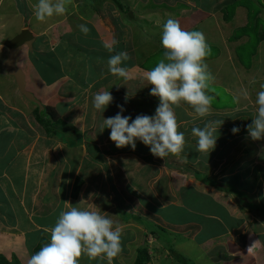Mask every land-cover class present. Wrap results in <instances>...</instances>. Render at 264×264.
I'll use <instances>...</instances> for the list:
<instances>
[{
  "label": "crops",
  "instance_id": "1",
  "mask_svg": "<svg viewBox=\"0 0 264 264\" xmlns=\"http://www.w3.org/2000/svg\"><path fill=\"white\" fill-rule=\"evenodd\" d=\"M77 1L79 3L81 0ZM212 1L148 0L145 3H140V5L145 11H149L146 9L149 8L151 12H157L158 15H163L161 12H168L172 16L175 14V19L187 31L192 30L193 26L202 22L207 24L213 22L212 26L209 24L211 31L202 32L206 37L207 44L213 43L212 37L215 36L216 43H220L225 50V53H223L226 57L225 65L227 66V63H229L233 69L236 67L234 73L239 74L237 71L242 69L248 75L249 71L241 66L238 57L234 54V49H232L234 46L231 42L232 33L230 32V35L225 39L222 37L224 32H222L220 25L222 17L220 13L223 7H220L223 4H220L219 0L217 2ZM234 1L243 2V0H232L230 2ZM241 8L245 9L244 22L248 24L247 8L240 4L234 7L237 11ZM81 10L82 8H78L77 13L73 16L74 20L81 16L79 14ZM193 12H196L195 15H193ZM158 15L155 18L157 23L161 22ZM188 15L193 18V22L184 26L186 24L185 18ZM236 17L237 12L234 18ZM142 18L146 20L144 13ZM105 20L106 18L103 17L102 22L104 24H106ZM71 24H78V26L85 24L89 28V33L84 35L80 32L78 26L71 27L67 24H57L55 21L53 24H42L41 27H35L31 24L32 30L22 27L19 29V31L28 30L32 34L34 38L32 52L42 49V46L47 44L45 40H51V44L54 45L57 40L66 38L67 43L74 46L69 54L64 55L63 52L59 51L56 54L57 58L56 56L53 58V62H60V69L56 73L58 76L57 81H55L54 72L51 80L40 78L43 85L47 82L52 85L51 87L54 86L57 91L55 97L58 102L54 104V110L62 117L65 113L68 114L71 111L78 110L79 107L92 108L94 94L108 90L114 98L110 104L114 110V114L112 113L114 116L119 112L117 105H121L125 109L122 115L130 116L132 119H135L137 115L151 116L149 109L154 110L155 113L159 101H155L156 106L153 105L152 98H150L152 96L149 94L152 86L148 85L144 79V73L151 69L145 66L147 60L162 48L161 36L160 38L159 36H154V38H148L147 36V45L143 51L140 48L137 49V43H134L135 52L127 46L130 51L127 48L123 49L124 47L118 49V52L126 51L131 57L122 66L135 75L129 81L131 82V89L127 91L128 88L125 86L122 91V85L128 82L110 74L108 69H102L106 63L101 60L96 61L94 64L93 71L95 74L91 72L93 78L89 76L90 72L86 70V67H80L76 73H66L64 71L66 67L60 60L62 57H69L70 60H78L87 66V62L93 63L92 61H94L93 55L91 53L87 55V51L99 52V48L108 50L113 39L117 40L119 45H122L128 36L121 33L120 30H114L113 32L110 30V27H113L111 24H106V27H104L100 21L95 25L88 20L73 21ZM230 24L232 23L230 22ZM244 25L241 24L237 27H243ZM25 26L27 27L28 24ZM60 26L63 27L60 29ZM138 28L140 31L141 26ZM43 32L45 39H41L39 48H34L37 37H41L40 35ZM261 32L260 28L258 34H261ZM211 33L214 35L209 37ZM85 36H88L89 39ZM54 37H57L55 43ZM241 37V39L235 40H248L245 35ZM84 39L88 40L89 49L84 48L79 42V40ZM90 39L95 42L92 44ZM260 41L264 42V37ZM31 50L29 51L31 52ZM43 52L44 50H41L40 53H37L39 60ZM109 54L111 56L115 52H109ZM0 57V257L7 262L27 264L30 256L34 254V248L41 239L50 242L49 229L54 227L59 213L62 210H67L68 205L66 202H68L78 207H86L88 203L95 204L122 227L123 250L119 257L113 261V264H133L137 249L144 244L148 248L150 256L148 264H156L158 261L159 264L178 263L171 255L169 256L172 261L170 258L156 257V250L159 247L167 246V243L159 240L155 241L153 236L147 235V231L141 223L143 221H151L153 225L163 228L166 234L171 235L172 239L169 244L176 245L175 250L172 248L176 253L180 252L179 245L185 247L183 249L185 252H188L186 245L191 246L189 247L191 249H195L197 251L195 256H199L198 259L201 260L197 264H264V139L252 140L247 130V126L252 123V119L256 115V93L260 91L259 83L261 78L264 77V72L252 75V78L255 77L258 81L252 79L246 85V81L239 79L237 85L229 89L236 100L233 109L229 111L219 110L220 112L217 113L216 109L212 108V115H217L216 120H223L224 122L218 129L216 146L208 157L199 156V152H194V149L197 150V138L192 135V128L203 127L207 121L215 120V118H210V116L199 118L186 104L175 109L180 124L179 131L184 133L187 141L185 151L182 154L186 159H179V163L175 159L176 157L171 155L168 157L169 163H172L171 158H174L177 162L174 165L175 167L166 168V175L163 178L165 179L164 184H168L165 185L167 191L163 195L164 200L159 203L156 192L153 193L152 191L155 188L162 187L157 186L156 181L152 182L154 178L152 180L150 178L146 179L144 184L148 186L151 193L138 194L141 203V207H139L135 200L129 199V201H126V197L121 196L120 192H116L114 195L110 193L112 200L107 185L105 187L108 189L104 191L102 188L100 189L101 185L98 186L99 184L96 185L92 181L88 183L82 180L89 172H84L85 175L83 176L81 167L78 165L80 158L78 160L74 156L76 150L82 145L69 148L62 143L57 135H46L43 129L39 133L35 121H29V103L20 98L22 96L19 94L13 78L5 72L4 59L7 56L3 47H0ZM227 57L229 58L227 59ZM101 59L105 60L106 58ZM71 62L73 63L72 60ZM70 64L67 66L68 68L71 67ZM223 71L231 77L230 70L224 69ZM24 76L26 81V73H24ZM248 77L250 76L248 75ZM216 78L220 79L221 85L227 87V82L222 74ZM141 85L146 87L143 88ZM242 90L249 93L250 98L247 101L239 98ZM79 98H83V102ZM36 99L38 98L36 97ZM234 113H236L235 116H233ZM112 114H109V117H114ZM89 117L90 119L83 118L82 122L84 121L83 124L87 123L84 127H87V132L91 134V131L95 128L94 126L101 127L103 119H106V111H104L103 119H99L97 111L96 113L92 111ZM75 119L77 120L73 123L76 126L81 125V120ZM129 122L131 123V120ZM76 126L70 127L77 132L83 129L82 127L76 128ZM100 127H97V129L100 130ZM233 127H238L240 131L233 134L231 131ZM102 134V139L99 138L96 141L92 137L93 146L103 162L102 165L105 164L110 167L109 159L115 160L118 164L121 158H124L123 160L126 162L122 161L123 165L120 168L124 172L126 171V174L136 164H151L155 171L158 160L155 159L156 157L153 158L148 146L137 140L135 150H132L130 146L118 149L114 142L109 139L110 129L107 131L104 129ZM83 146L85 148V145ZM71 150L72 154L70 152L69 154L68 151ZM85 150L88 156L87 149L85 148ZM88 157H86L84 163H87ZM165 161L166 159L163 160V162ZM141 170L139 169L134 173ZM126 178L132 188L139 190L135 186L139 183L132 178V175H126ZM102 179L104 178L102 177ZM159 181H157V184H160ZM78 182L79 187L75 191L74 187ZM182 190H189L192 193V200H182ZM82 199L86 201L77 205ZM120 201H122V207H118ZM130 201L132 202L131 205ZM114 205L117 208H114ZM158 205L162 208V213L158 219H154L151 214L155 215L157 213ZM168 209L171 212L178 213L177 217L179 219L171 218L167 213ZM184 213L188 216L187 221L181 219ZM254 242H256V247L253 253H248V248ZM80 264H107V261L90 260L87 256H83L80 259Z\"/></svg>",
  "mask_w": 264,
  "mask_h": 264
},
{
  "label": "rangeland",
  "instance_id": "2",
  "mask_svg": "<svg viewBox=\"0 0 264 264\" xmlns=\"http://www.w3.org/2000/svg\"><path fill=\"white\" fill-rule=\"evenodd\" d=\"M147 1L148 0H81L79 3H77L78 2L77 0H73L72 5L70 6L69 12L66 15L54 16V17L50 18L46 23H41V22H38L36 20L35 14H34V5L37 3V0H0V47L4 48V51L6 52V56H7L8 53H7V48L5 45L9 41L13 40L15 37L20 35L22 32L30 33V31H28V30L19 31L20 27L29 28L32 30V27L30 26L31 24L34 25L35 27H41L42 24H53L54 21L57 24H67V26L69 25L71 27H74V26H78V24H71L73 21L81 22V20H83V21L88 20L93 25L97 24V22L100 21V23H102V25L104 27H106V24H111V26H113V27L108 26V27H110V30H112L113 32H114V30L115 31L120 30L121 33H124L125 35L128 36L124 44L115 45V47H114L115 53L118 52V49L122 48V47H124L123 49H125L127 47L129 49L131 48V50L135 52L136 47L134 49V43H137V46H138L137 49L140 48L143 51V49L147 45V40H148V39L146 40L147 36H148V38L149 37L154 38V36H159V38H160L163 23L170 17L174 18V19L176 17L175 14L172 16L168 12H161V13H163V15H160V14L158 15L157 12L156 13L151 12V10L149 8H146L149 11H145L144 8L140 5V3H145ZM213 1L217 2L218 0H213ZM219 1H220V4H223L220 7V8L223 7L221 9V13H220L223 17V18L221 17V24H220L222 27V32H224L222 37L225 39L226 37H228L230 35V32L232 33L234 38H231L232 39L231 42H233V44H234V46L232 47V49H234V54L238 57L241 66L245 70L249 71L248 75L250 77H248V75H246L244 70H242V69L238 70L237 72H239V74H237V73H234V69L236 67H234V69H233L232 66L229 65V63H227V66L225 65L224 62L226 61V57L224 56L225 54L223 55V53H225V50L223 49V47L221 46L220 43L219 44L216 43L217 41L215 40V36H213L214 34L211 33V35L209 37L213 36L212 37L213 43L208 45L210 48V54L207 57L206 62L209 66V70L211 71L212 75L215 78L219 77L222 74V76L224 77V80L227 82V87L223 86L220 84V79L216 78L214 80V82L210 85L209 94L214 96V100L212 102V108L216 109L217 113L220 112L219 110L229 111L235 107L234 104H235L236 100L231 95L229 89H231V87H235V85H237V83H238L237 81L239 79H243L244 81H246L245 84L247 85V84H249V82H251L252 79L257 80V78H255V77L252 78V75H257L259 72H260V74L262 72H264V42H261L258 38H253V37L250 38V36H249L250 39L247 41H244V39H242L243 41L235 40V39H241L242 38L241 35H243V30L241 29L242 27H237V26H240L241 24H246V23L244 22L245 21V9L241 8V9H238V11L236 9H234V7H237V4H240L244 8L248 9L249 14L247 16V23H251V19L253 16H259V14H261L259 17H261L262 20L258 21V23L262 25V31H264V14H262V13H264V0H250L249 3H248V1H245V2H235V1L230 2L232 0H219ZM117 2H119V5H121V6H119L120 8L118 7ZM227 4H229V5H227ZM78 8H82V10L79 11V14L81 16H79V18L74 20L73 16L77 13ZM157 8L159 9L158 6H157ZM84 10H85V12H84ZM236 12H237V17L234 18V16H236ZM143 13H144L146 20L142 18ZM195 13L196 12H193V15H195ZM157 15L161 18V22H159V23H157V19L155 20ZM216 15L219 17L218 14H216ZM103 17L106 18V20H105L106 24H104L102 22ZM226 20H229V21H226ZM192 22H193V18L190 15H188L185 18L186 24H184V26L189 25ZM230 22L232 24H230ZM234 22H235V24H234ZM26 24H28L27 27L25 26ZM209 24H210V26H212L213 22H210ZM209 24L202 22L201 24H197V25L193 26L194 28L190 31L198 30V31L207 33L208 31L212 30L209 27ZM139 26H141L140 31L138 28ZM62 27L63 26H60L59 28L61 29ZM254 28H255V25H254ZM143 34H145V35H143ZM44 35L45 34L43 32L40 35L41 37H37L38 39H36L37 42L34 44V48H39L40 43H41V39L42 40L45 39ZM31 36H32V34H31ZM134 36H135V39L133 40ZM54 38H55L54 39V43H55L57 37H54ZM85 38L89 39L88 36H85ZM87 39L79 40V42L82 44V46L84 48L89 49L90 46H89V42ZM95 40H97V39H95ZM50 41L45 40V42L47 44L42 46L43 48L39 49L37 52H34V51L32 52L33 48L30 52L27 48L23 47L19 53L20 59H19L17 66L21 70H23L24 73H26V75H27L26 76V90L28 92H31L32 94L34 93V97H37L43 106L47 105V106L54 107V104H56V102H58L57 98L55 97L57 95V91L54 89V86L51 87L52 85H49V83H47V82L43 85L40 82V78L51 80L53 78V72H54L55 81H57L58 76L56 73L60 69L59 68L60 62L59 61L53 62V58H54V56H56V54H58L59 51L63 52L64 55L69 54V52L72 49H74V46H73V44H71V45L68 44L67 43L68 41L66 38H64V40L63 39L57 40L56 44H54V45H52L51 44L52 42H50ZM91 41H92V44L95 42L94 40H91ZM132 43H133V46H132ZM110 46H112V45H110ZM25 49H26V51H25ZM41 50H44V52H43V55H40L41 58L39 60L37 58V53L38 52L40 53ZM161 50L162 51L158 50L157 52H155V54L151 55L150 59L147 60V62L145 64L146 67L152 69L156 65V63L162 58V55L164 52L163 47L161 48ZM88 53H91L93 55L94 61H92L93 63L87 62V64H86L87 66L83 65L78 60L71 59L73 61V63H72L69 57L68 58L62 57V59L60 61L62 63H64V66L66 67V69H64V71L66 73H73V72L76 73V71L80 67H86V70H88L90 72L89 76L91 78H93L92 77L93 75L91 72H93L95 74V72L93 71L94 70V64L98 60H101L103 63H106V64H104V67L102 69H108V63H107L108 60L107 59H109V57H110L108 50L99 48V52L87 51V55H90ZM56 58H57V56H56ZM101 58H106V59L102 60ZM228 58L229 57H227V59ZM0 59H1V57H0ZM4 60H2V61H4ZM69 63H71L70 68L67 67V66H69ZM98 63H100V62H98ZM224 69L230 70L229 73L231 74V77L229 76L228 73H225L223 71ZM140 73H142V71H140ZM132 76L135 77V75L132 74V72H129V79L127 80L128 83H124L122 85V87H123L122 91L124 90L125 86H127L126 88H128L127 91H129L131 89V87H130L131 82H129V81H131V79H133ZM140 77H141V75H140ZM41 84H42V86H41ZM259 85H260L259 89L261 90V85H264V77L261 78ZM141 87L144 88L146 86L141 85ZM251 87H253V86L251 85ZM123 93H126V92H123ZM61 96L63 97V95H61ZM20 98L23 101H26L23 97H20ZM150 98H152L151 101H153V105L156 106L157 105L156 102H158V98L153 97V96ZM79 100L83 102V98H79ZM28 109H29V111H28L29 121L30 122L35 121L36 125L38 126L37 130L40 133V131H43V130H42V127L36 122V120L34 118V111H35L34 105L29 104ZM85 110H86V115L84 116ZM241 110H243V109H241ZM92 111H93V113H96V110L94 109L93 106H92V108L89 107V109H84V107H79L78 110L71 111L68 114L65 113L64 116L62 115L63 118L59 114V117L61 118V120L63 122L71 124V125H69L71 127L76 126V124L73 123L77 120L75 118H78L79 120H81V125L76 126V128H80V127L83 128V129H81V131H78V132L82 133L81 134L82 137L80 136L81 138L80 139L78 138V139L83 145H85L84 142L85 143L87 142V145H89V148H90L87 150L89 157L87 156V153L85 152L86 150H85L83 145H82L83 147L81 146L76 150L75 155H74L75 157H77L78 160L80 158L78 165L81 167L80 169L83 172V176L85 175L84 172H86V171L89 172L87 176L82 178V180L87 181L88 183H91V181H92L96 185L99 184L98 186L101 185L100 189L102 188L104 191H107L108 188L105 187V185H107L109 187V194L111 193L112 195H114V194H116V192H118V193L120 192L121 196L126 197V201H129V199H132V201L135 200L137 205L139 207H141V203L139 201L138 194L139 193H142L145 195L150 194L151 190L148 188V186H145L144 183H145L146 179L150 178L152 180L154 178L152 180V182L156 181V185L159 187H162V188H155L154 191H152V192L153 193L156 192L158 203L161 200H164L163 195H165L166 191H167V189L165 188V185H168L167 183L164 184L165 179L163 178V176L165 177V175H166V173H165L166 168L170 169V167H172V168L175 167L174 165H176V162L178 161L180 163V160L178 158H175L177 160V161H175L174 158H171L172 163H169L168 157L165 158L166 159L165 162H163L162 159L156 157L155 159L158 160L157 161L158 165L157 166L155 165V171H154V168L152 167L151 164H144V165L143 164H140V165L136 164L134 166V168H132V170L129 171L128 174H126V171L124 172L123 169L120 168L123 165L122 161L126 162L125 160H123L124 158H121V160L119 161L118 164L116 163L115 160L109 159L108 162L110 163V167H108L105 164L102 165L103 162L101 161L100 156L97 154V151H96L95 147L93 146L94 141L92 139V137L95 139V141L99 138L102 139L103 134L99 129H97V127H100V126H94L95 128L91 131V134H90L87 132V130H88L87 127H84L87 125V123L83 124L84 121L82 122L83 118L90 119L89 116L92 114ZM105 111H106V118H109V114H112V113L114 114V110L110 105L107 107V109ZM153 111L154 110L149 109V114L151 116L153 114H155ZM88 112H89V114H88ZM146 114H147V111H146ZM235 114L236 113H234L233 116H235ZM87 115H89V116L87 117ZM97 115H98L99 119L104 118V112L102 114L97 112ZM215 117H217L216 114L210 116V118H215ZM215 120H216V118H215ZM71 127L69 130L75 132V130ZM105 130L107 131L108 128H105ZM66 134L69 138V139H67V141L70 143L65 141L64 136H66ZM58 135L61 136V138L60 137L59 138L66 147L75 148L74 145H70V144H75V141L72 138L71 132L60 131V134H58ZM45 138H47V137L45 136ZM69 148H68V150H70ZM69 152L71 153L72 150L68 151V153ZM194 152L198 153V151L196 149H194ZM198 155L200 156L202 154L198 153ZM75 157H74V160H75ZM86 157H88V160H87V163H84ZM154 157L155 156H153V158ZM71 159H73V158L71 157ZM67 160H69V159L67 158ZM173 160H174V162H173ZM139 169H142V170L138 173H134V172H137ZM102 173H103V175H102ZM126 175H132V178L135 179L139 183L140 186L135 185L139 188V190L134 189V188H132V186H130V182L126 178ZM151 175H153V176H151ZM102 177L104 179H102ZM159 179H161V181H159ZM163 179H164V181H163ZM157 181H159L160 184H157ZM170 182L172 183L171 180H170ZM111 194H110V197L112 199ZM191 195H192V193L189 190H182V200H184V201L186 199L192 200ZM112 203H113V201H112ZM131 203L132 202L130 201V205H131ZM142 203H144V201H142ZM122 205H123L122 201H120L118 207H122ZM114 208H117V207H115V205H114ZM110 209H109V211L112 210V209L111 210ZM132 210H136V209H132ZM112 211H114V209ZM161 213H162V208L158 205L157 213L155 215L151 214V216L154 219H158L160 217ZM167 213H168V215H170L171 218L179 219V217H177L178 213L171 212L169 209H168ZM181 219L183 221H187L188 220L187 214L184 213V216H182ZM141 223L143 226L144 225H146V226L147 225H153V223L151 221H146V222L143 221ZM165 237L167 238L168 241H170L172 239L171 235H169L168 233L166 234ZM154 240L158 241L157 239H154ZM175 246L176 245L172 244L171 248H173L175 250V248H174ZM181 247H182V249H181ZM186 247H187L188 252H185L183 250V249H185L184 246H180V245L178 246V249L180 251L178 254L184 255L185 258L188 260V262H186L184 264H188V263L189 264H197V262H200L201 260L198 259L199 256H195L197 254V251L195 249L189 248L191 246L186 245ZM156 257H158V258H170L172 261V258L168 254L167 246L159 247V249L156 250ZM6 263L11 264V262H7V261H6ZM156 264H159V261ZM172 264H174V263L172 262ZM176 264H182V263H176Z\"/></svg>",
  "mask_w": 264,
  "mask_h": 264
},
{
  "label": "clouds",
  "instance_id": "3",
  "mask_svg": "<svg viewBox=\"0 0 264 264\" xmlns=\"http://www.w3.org/2000/svg\"><path fill=\"white\" fill-rule=\"evenodd\" d=\"M72 3L73 0H37L35 18L46 23L54 16H64ZM78 27L82 34L89 33L85 24ZM116 44L118 41L113 39L112 46L108 47L110 53ZM161 45L164 49L162 58L144 73V79L152 86L149 94L159 101L155 114L137 115L132 119L122 115L125 109L117 105L119 112L114 117L103 119L100 131L110 129L109 139L118 149L130 146L135 150L139 140L149 147L155 157L165 160L171 155L186 159L182 154L187 141L184 133L179 131L175 109L186 104L199 118L212 115L214 96L209 94V89L215 77L206 62L210 48L201 31L184 30L179 21L171 17L162 25ZM130 59L126 51L111 55L107 62L110 74L127 81L129 72L122 65ZM239 98L247 101L249 93L242 90ZM113 99L108 90L97 92L92 98V105L102 114ZM255 105L256 115L247 130L252 140L259 141L264 139V85L256 93ZM223 122L209 120L203 127L192 128L200 154L208 157L214 150L218 129ZM231 131L236 134L240 129L233 127ZM85 201L82 199L77 205ZM66 204L67 210L59 213L54 227L49 229L50 242L31 255L27 264H80L83 256L113 264L123 250L122 227L95 204L88 203L86 207ZM255 247L256 242L248 248V253H253Z\"/></svg>",
  "mask_w": 264,
  "mask_h": 264
},
{
  "label": "trees",
  "instance_id": "4",
  "mask_svg": "<svg viewBox=\"0 0 264 264\" xmlns=\"http://www.w3.org/2000/svg\"><path fill=\"white\" fill-rule=\"evenodd\" d=\"M245 1H248V3L250 2L249 0H243V2H245ZM117 4H118V7L121 6V5H119V3H117ZM247 11H248V9H247ZM262 14H264V13H262ZM260 15L261 14H259V16ZM259 16H253L251 19V23L245 24L241 28L243 30V35H245L248 38V40L251 37L258 38L259 40L262 37H264V31H262V25L258 23V21L262 20L261 17H259ZM254 25H255V28H254ZM260 28H261L262 32H261V34H258V31L260 30ZM249 36H250V38H249ZM233 38H234V36H233ZM160 51H162V50H160ZM34 107H35L34 118H35L36 122L42 127V129L44 130L46 135L55 134L61 138V136L58 135V134H60V131H63V132L68 131V132L72 133V138L75 141V144H70V145H74V146L83 145L79 141V139L82 137L81 134L77 131H75V132L70 131L69 130L70 126L61 120V118L59 117V114L54 110L53 107L43 106L44 108L40 112L38 111V108L36 106H34ZM66 136H67V134H66ZM66 136H64V138H65V141L68 142L67 139H69V138H68V136L67 137ZM68 143H70V142H68ZM84 144H85V148L87 150L90 149L89 145H87V142L86 143L84 142ZM78 187H79V182L76 183L74 190L76 191L78 189ZM144 227L147 231L146 232L147 235L153 236L155 239L167 243L166 245L168 246L169 255H171L174 259H176L178 261V263L184 264V263L188 262V260L184 256L179 255L178 253H176L171 248V244H169L170 242L165 237L166 232L163 228H161L159 226H155V225H147V226L144 225ZM47 243L48 242L45 239H41L40 242L38 243V245L34 248V254L37 251H39L40 248L42 246L46 245ZM149 260H150V256L148 253V248L144 244L142 247L137 249L135 260H134L133 264H148ZM0 264H8V263H6V261L2 257H0ZM11 264H16V263L14 262Z\"/></svg>",
  "mask_w": 264,
  "mask_h": 264
},
{
  "label": "water",
  "instance_id": "5",
  "mask_svg": "<svg viewBox=\"0 0 264 264\" xmlns=\"http://www.w3.org/2000/svg\"><path fill=\"white\" fill-rule=\"evenodd\" d=\"M34 38L28 32H22L20 35L9 41L5 46L7 48V57L4 62V69L9 77H12L19 94L29 103L43 110L41 102L34 97L31 92L26 90V81L23 71L17 66L19 62V53L23 47L31 50Z\"/></svg>",
  "mask_w": 264,
  "mask_h": 264
}]
</instances>
